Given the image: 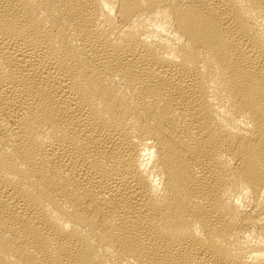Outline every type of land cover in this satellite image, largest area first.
Masks as SVG:
<instances>
[{
    "label": "bare ground",
    "instance_id": "bare-ground-1",
    "mask_svg": "<svg viewBox=\"0 0 264 264\" xmlns=\"http://www.w3.org/2000/svg\"><path fill=\"white\" fill-rule=\"evenodd\" d=\"M0 264H264V0H0Z\"/></svg>",
    "mask_w": 264,
    "mask_h": 264
}]
</instances>
